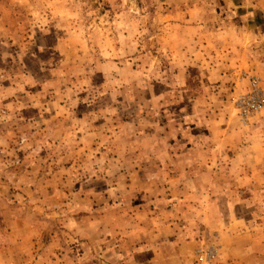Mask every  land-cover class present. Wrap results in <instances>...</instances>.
Wrapping results in <instances>:
<instances>
[{"label": "rangeland", "instance_id": "1", "mask_svg": "<svg viewBox=\"0 0 264 264\" xmlns=\"http://www.w3.org/2000/svg\"><path fill=\"white\" fill-rule=\"evenodd\" d=\"M124 225L264 239V0H0V264H122Z\"/></svg>", "mask_w": 264, "mask_h": 264}, {"label": "crops", "instance_id": "2", "mask_svg": "<svg viewBox=\"0 0 264 264\" xmlns=\"http://www.w3.org/2000/svg\"><path fill=\"white\" fill-rule=\"evenodd\" d=\"M127 226L129 225L127 224ZM131 226L128 227V229H126V225L123 226L124 234L121 238L120 244H117V238L115 237L109 240V245L114 246L111 251L112 253L109 256L111 258L109 259V261L121 259L122 264H140V261L147 260V258L144 257L145 247H147L148 244L154 242L155 252L154 254H152L155 256L154 259L159 257V261H163L165 259L174 260L178 263L187 261L188 264H190L189 260H185L184 257L180 256L182 254L174 253L170 256L169 254L162 253L165 247V243H163L160 234L161 232H163L162 230L164 229V226H159V242L155 238L148 240L147 238H143L142 236L137 239L139 235L143 234L144 230L142 232L141 227H136V230H134L135 232L133 233V229L131 228ZM117 228L119 227H115V231ZM258 229L255 228V230ZM252 230H254V228L251 227V234L254 233L253 235H256L257 233L252 232ZM246 236L247 235L245 234H240L236 235V237L232 240L227 239V244H230V242L233 240L235 242L236 264H264V239L260 240L255 236L250 238ZM180 245H182V242L179 239L174 238L172 242V246L174 247L173 249H180ZM260 246L262 247L261 249ZM133 247H135V251L130 252L133 250Z\"/></svg>", "mask_w": 264, "mask_h": 264}, {"label": "built area", "instance_id": "3", "mask_svg": "<svg viewBox=\"0 0 264 264\" xmlns=\"http://www.w3.org/2000/svg\"><path fill=\"white\" fill-rule=\"evenodd\" d=\"M253 95H243L241 96V101L243 103V109L245 114L252 112H258L259 109H262L261 97L259 95V89L255 82L252 83ZM259 95V97H258ZM214 252L212 249L204 250L200 255V262L203 264H210L214 260Z\"/></svg>", "mask_w": 264, "mask_h": 264}]
</instances>
